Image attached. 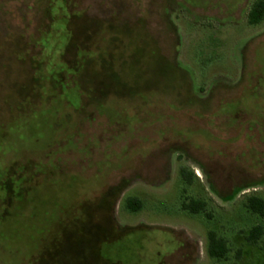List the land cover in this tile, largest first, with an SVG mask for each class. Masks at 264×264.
I'll return each mask as SVG.
<instances>
[{"label": "rangeland", "instance_id": "374dc122", "mask_svg": "<svg viewBox=\"0 0 264 264\" xmlns=\"http://www.w3.org/2000/svg\"><path fill=\"white\" fill-rule=\"evenodd\" d=\"M254 1L0 0V264H264Z\"/></svg>", "mask_w": 264, "mask_h": 264}, {"label": "trees", "instance_id": "16d2710c", "mask_svg": "<svg viewBox=\"0 0 264 264\" xmlns=\"http://www.w3.org/2000/svg\"><path fill=\"white\" fill-rule=\"evenodd\" d=\"M62 4L67 9L66 0H61ZM48 12V11H47ZM50 15L51 13L48 12ZM71 16V15H70ZM56 16L51 15V21L54 20ZM264 20V0H255L248 12V22L251 25L259 24ZM194 172L187 167L180 168V176L182 179L188 183L192 182ZM126 206L131 211H139L143 207L142 201L134 196H129L126 198ZM183 209L197 214L204 212L206 210L207 203L201 199L191 198L189 201L183 202ZM247 207L254 213H260L264 215V199L256 196H252L248 199ZM264 228L262 225L254 226L248 233L247 239L251 243H256L263 235ZM208 252L210 256L217 259H223L229 252V246L223 237H219L217 232L210 230L208 233Z\"/></svg>", "mask_w": 264, "mask_h": 264}, {"label": "flooded vegetation", "instance_id": "af4514ba", "mask_svg": "<svg viewBox=\"0 0 264 264\" xmlns=\"http://www.w3.org/2000/svg\"><path fill=\"white\" fill-rule=\"evenodd\" d=\"M199 174H200V173H199ZM253 191H254V192L249 191V193H251V194H248V195H249V196H248V199H249L250 197H252V196H256V197H259V198H261V199H264V197L260 194L261 192H260L259 189L255 188ZM257 214H260V213H257ZM260 215H262V214H260ZM262 216H263V215H262Z\"/></svg>", "mask_w": 264, "mask_h": 264}]
</instances>
